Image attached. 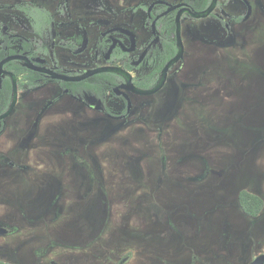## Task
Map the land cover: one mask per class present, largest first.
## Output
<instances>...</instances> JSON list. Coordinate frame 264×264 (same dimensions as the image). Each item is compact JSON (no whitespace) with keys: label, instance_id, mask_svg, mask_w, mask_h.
Masks as SVG:
<instances>
[{"label":"flooded vegetation","instance_id":"obj_1","mask_svg":"<svg viewBox=\"0 0 264 264\" xmlns=\"http://www.w3.org/2000/svg\"><path fill=\"white\" fill-rule=\"evenodd\" d=\"M244 129L264 133V0H0V259L13 248L20 264H78L86 247L96 264L98 230L83 232L98 157L115 177L98 145L226 134L246 151ZM178 161L160 192L185 177Z\"/></svg>","mask_w":264,"mask_h":264},{"label":"rangeland","instance_id":"obj_2","mask_svg":"<svg viewBox=\"0 0 264 264\" xmlns=\"http://www.w3.org/2000/svg\"><path fill=\"white\" fill-rule=\"evenodd\" d=\"M203 101L204 107H214L223 98ZM246 132V151L226 134L224 141L211 146L198 136L125 131L114 138L112 147L98 145L100 156L105 153L106 161H115V177L108 176L110 168L98 157V199L85 203V222L94 225L83 232L91 240L98 230L96 264H119L126 257V264H250L264 253V133L254 142ZM172 159L180 161L177 170L185 177L160 192L157 176L164 181L161 173ZM148 175L156 176V184L147 182L144 187L140 182ZM245 193L260 199L259 213L250 209ZM104 243L109 248H103ZM22 249L30 250L33 258L36 248ZM7 250L8 258L0 260L20 264L13 248ZM79 253L78 264L92 261L88 248Z\"/></svg>","mask_w":264,"mask_h":264},{"label":"water","instance_id":"obj_3","mask_svg":"<svg viewBox=\"0 0 264 264\" xmlns=\"http://www.w3.org/2000/svg\"><path fill=\"white\" fill-rule=\"evenodd\" d=\"M182 56V49L180 50V53L179 55L175 58V60L172 62H176L180 59V57ZM110 70H113L115 72H119L121 74H124L123 72L117 70V69H110ZM101 71H105V70H100L98 72H101ZM162 85V84H161ZM161 85H159L157 88H155L154 90L152 91H148V92H142V91H139V93L141 94H145V95H148V94H151V93H155L157 92L160 88H161ZM250 264H264V253L258 255Z\"/></svg>","mask_w":264,"mask_h":264},{"label":"trees","instance_id":"obj_4","mask_svg":"<svg viewBox=\"0 0 264 264\" xmlns=\"http://www.w3.org/2000/svg\"><path fill=\"white\" fill-rule=\"evenodd\" d=\"M245 197L248 200V205H250V209L254 208V210H256V212L259 213L262 207V202L260 201V199L250 193H245ZM252 202H254L253 203L254 205L252 204ZM248 212H250V210ZM256 212H250V213L254 215L256 214ZM0 264H10V263L0 260Z\"/></svg>","mask_w":264,"mask_h":264}]
</instances>
